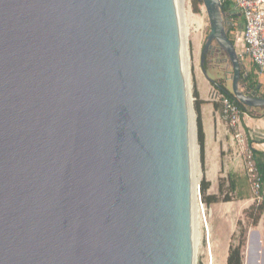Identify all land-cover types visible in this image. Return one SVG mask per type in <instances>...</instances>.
<instances>
[{
    "label": "water",
    "instance_id": "95a60500",
    "mask_svg": "<svg viewBox=\"0 0 264 264\" xmlns=\"http://www.w3.org/2000/svg\"><path fill=\"white\" fill-rule=\"evenodd\" d=\"M191 144L176 0H0V264H194Z\"/></svg>",
    "mask_w": 264,
    "mask_h": 264
},
{
    "label": "rangeland",
    "instance_id": "374dc122",
    "mask_svg": "<svg viewBox=\"0 0 264 264\" xmlns=\"http://www.w3.org/2000/svg\"><path fill=\"white\" fill-rule=\"evenodd\" d=\"M192 9L195 16L197 15V17L201 19L204 18L203 9H205V6L202 1L192 0ZM223 20L227 34L233 43L236 41V50L238 54H240L241 37L239 36L243 31L244 21H242V19H236L233 22L229 20L224 13ZM232 23H235L236 26L239 25V28L236 29L235 27V29L230 32L229 30L233 26ZM210 33V21L206 15L204 29L201 31L195 26V31L192 33L193 35L189 41V59L191 62L190 76L192 85L191 100L194 111L196 100L194 96L195 87L198 88L200 81L211 86L209 98L212 120L210 126L206 127L204 163L201 158V148L199 142H197L199 145V161L203 173L199 186L201 188L202 182L205 179L211 184L207 195H216L221 199H224L228 195L231 201H221L216 204L207 205L201 193L202 201L205 206L201 224V245L196 254L197 258L195 264H227L228 249H230L231 245L235 247L239 246L240 242L243 240V236L247 241L248 230L254 222L253 215H257V209L260 207L264 208V205L253 200L255 194L248 176L245 154L234 139L235 131L223 120L220 104L214 101L213 96L219 91L214 87L213 82H220L232 91L230 78L233 75V68L229 57L216 41H214L211 48L207 50L204 65L202 66V52ZM199 45L200 52L198 54ZM238 57L241 63V74L242 72H253L254 80L259 82L258 74L256 75L255 73L256 67L249 60L242 59L240 55H238ZM239 85L241 90L246 93L242 77ZM230 175L233 176L238 184L237 192L230 191ZM197 195L199 196L198 192ZM243 232L245 233L244 235ZM244 248L243 252L245 251Z\"/></svg>",
    "mask_w": 264,
    "mask_h": 264
},
{
    "label": "built area",
    "instance_id": "2783aa9c",
    "mask_svg": "<svg viewBox=\"0 0 264 264\" xmlns=\"http://www.w3.org/2000/svg\"><path fill=\"white\" fill-rule=\"evenodd\" d=\"M221 2L231 3L241 13L244 20L240 39L241 51L238 55L244 60H249L256 67L258 75H264V0H221ZM213 97L214 101L220 104L222 118L235 131L234 139L245 154L247 172L255 194L253 200L264 205L262 176L254 150L248 143L245 130L242 127L244 113L227 95L218 92ZM198 193V203L204 209L200 186H198Z\"/></svg>",
    "mask_w": 264,
    "mask_h": 264
},
{
    "label": "crops",
    "instance_id": "0c3cea01",
    "mask_svg": "<svg viewBox=\"0 0 264 264\" xmlns=\"http://www.w3.org/2000/svg\"><path fill=\"white\" fill-rule=\"evenodd\" d=\"M256 75L257 70H255ZM260 85L256 97L264 98V75H257ZM210 87L205 82H199L198 91L200 99L205 102L202 105V119L204 131L211 124ZM250 110L242 117V127L245 130L247 141L255 151L258 164L264 165V106L248 107ZM264 196V182L262 185ZM243 252V264H264V213L257 226L252 225L247 233V241ZM229 249L227 251V258Z\"/></svg>",
    "mask_w": 264,
    "mask_h": 264
},
{
    "label": "trees",
    "instance_id": "16d2710c",
    "mask_svg": "<svg viewBox=\"0 0 264 264\" xmlns=\"http://www.w3.org/2000/svg\"><path fill=\"white\" fill-rule=\"evenodd\" d=\"M223 13L225 16H227L229 18V20H232L233 22L236 19L237 20L242 19V21H244L241 13H239L235 9V7L229 2L223 3ZM232 25L233 26L229 30L230 32L233 31L235 29V27H236V29L239 28V25L236 26L235 23H232ZM239 37H241V35ZM233 44L236 47V41ZM241 77H242L243 83L245 84L246 93L248 95H251V93L254 91L258 92V86L260 85V83L254 80L253 72H245V73L242 72ZM213 85L217 90H219V92L230 97L239 106V108L241 109V111L243 113H247L250 110V108H248L247 106L242 104L240 101H238L235 98V96L233 95L232 91L229 90L224 84H222L220 82H213ZM194 96L196 98V100H195V111L197 113L198 142H199V145L201 148V158H202V161L204 163L206 134L204 131L203 119H202V105L205 104V102L200 99V94H199V91L196 87H195V91H194ZM254 153H255V151H254ZM258 167H259L260 174L262 176V180L264 182V165L258 164ZM229 181H230V191L237 192L238 191V184L232 175H230ZM210 186H211L210 182H208L204 179L202 182V185H201V193H202L203 199L207 205L216 204V203H219L221 201H223V202H230L231 201V198L228 195L224 199H221L220 197H218L216 195H207V192H208ZM221 191H222V188H221ZM257 212H258L257 215H253V218H254L253 225L254 226L258 225V223L261 219V216L264 213V208H262V207L258 208ZM244 234L245 233L243 232V235ZM245 243H246V240L243 236V240L240 242L239 246H237V247H235L233 245L230 246L229 256L227 258V264H243V248L245 246Z\"/></svg>",
    "mask_w": 264,
    "mask_h": 264
},
{
    "label": "bare ground",
    "instance_id": "6f19581e",
    "mask_svg": "<svg viewBox=\"0 0 264 264\" xmlns=\"http://www.w3.org/2000/svg\"><path fill=\"white\" fill-rule=\"evenodd\" d=\"M177 10L179 15V23H180V32L182 38V56H183V64L184 70L186 74L187 81V90H188V100H189V109H190V117H191V156H192V176H193V227H194V244H195V258L194 264L196 260V254L199 251L201 245V224H202V216L204 210L200 208L197 199V192L199 183L203 177V173L201 170V165L199 161V145L196 141V113L192 110V85H191V76H190V68L191 62L189 59V41L191 36L193 35L196 28H199L201 31L204 29L206 24V15L207 10H204V18L201 19L195 16V13L192 9V0H176ZM209 19V17H208ZM210 21V20H209ZM195 39V34H194ZM200 52V45L199 51ZM195 113V114H194Z\"/></svg>",
    "mask_w": 264,
    "mask_h": 264
}]
</instances>
